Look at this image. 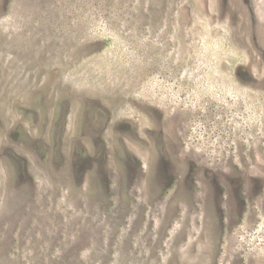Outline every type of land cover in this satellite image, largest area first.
Masks as SVG:
<instances>
[{
  "label": "rangeland",
  "instance_id": "374dc122",
  "mask_svg": "<svg viewBox=\"0 0 264 264\" xmlns=\"http://www.w3.org/2000/svg\"><path fill=\"white\" fill-rule=\"evenodd\" d=\"M0 264H264V0H0Z\"/></svg>",
  "mask_w": 264,
  "mask_h": 264
}]
</instances>
